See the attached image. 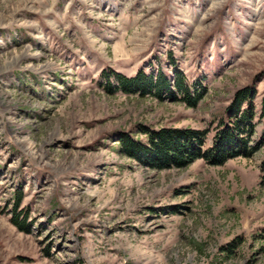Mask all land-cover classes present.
<instances>
[{"label": "rangeland", "instance_id": "obj_1", "mask_svg": "<svg viewBox=\"0 0 264 264\" xmlns=\"http://www.w3.org/2000/svg\"><path fill=\"white\" fill-rule=\"evenodd\" d=\"M139 71L204 96L117 89ZM243 88L258 114L264 0H0V264H264V146L163 171L116 152L137 125L209 148Z\"/></svg>", "mask_w": 264, "mask_h": 264}, {"label": "trees", "instance_id": "obj_2", "mask_svg": "<svg viewBox=\"0 0 264 264\" xmlns=\"http://www.w3.org/2000/svg\"><path fill=\"white\" fill-rule=\"evenodd\" d=\"M117 89L125 94L140 96L150 95L159 100L164 98L181 102L188 108L196 107L198 101L204 96L205 88L201 83L189 87L185 84L181 73L175 71L173 78H168L159 73L156 77L147 76L139 71L134 77L127 78L116 74ZM176 92L180 97L175 96ZM253 93L249 88L235 92L232 101L226 110L229 124L219 122L218 130L214 134L209 148H203L208 130L198 131L191 129L161 128L158 130L147 126L137 125L131 132H121L117 135L116 152L119 156L137 161L152 170L163 171L172 168L185 169L197 160H203L214 167L222 166L227 161L237 157L250 158L264 146V96L260 103L258 114L252 105ZM245 105V106H243ZM256 115L263 120L262 130L258 139L252 143L256 134L253 120ZM22 196H17L13 211L20 205ZM17 213L12 222L22 230L28 231L22 221H18ZM232 241L222 248L227 254L233 252Z\"/></svg>", "mask_w": 264, "mask_h": 264}]
</instances>
